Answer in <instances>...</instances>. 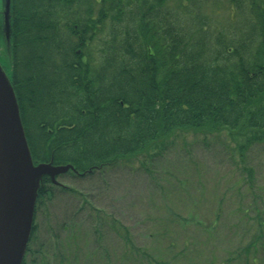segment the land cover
<instances>
[{
    "label": "trees",
    "instance_id": "trees-1",
    "mask_svg": "<svg viewBox=\"0 0 264 264\" xmlns=\"http://www.w3.org/2000/svg\"><path fill=\"white\" fill-rule=\"evenodd\" d=\"M11 16L6 73L33 163L72 167L56 181L154 160L180 133L225 131L239 156L264 140V0H11ZM38 187L27 246L41 201L74 193ZM258 218L260 237L201 264H259ZM184 245L148 264H178Z\"/></svg>",
    "mask_w": 264,
    "mask_h": 264
},
{
    "label": "rangeland",
    "instance_id": "rangeland-1",
    "mask_svg": "<svg viewBox=\"0 0 264 264\" xmlns=\"http://www.w3.org/2000/svg\"><path fill=\"white\" fill-rule=\"evenodd\" d=\"M6 1L0 0L4 73L12 17ZM225 15L220 10L217 19ZM226 134L180 133L154 160L139 156L103 173L59 177L74 193L52 189L36 207L25 264H148L184 244L188 250L178 264L190 258L201 264L210 255L220 262L249 245L258 216L264 218V140L239 156ZM245 167L253 170L252 180ZM262 241L261 236L255 243L259 264Z\"/></svg>",
    "mask_w": 264,
    "mask_h": 264
},
{
    "label": "water",
    "instance_id": "water-1",
    "mask_svg": "<svg viewBox=\"0 0 264 264\" xmlns=\"http://www.w3.org/2000/svg\"><path fill=\"white\" fill-rule=\"evenodd\" d=\"M6 9L9 16L11 0L6 1ZM16 103L10 80L0 67V264L22 262L43 175L59 184L55 177L72 168L33 163Z\"/></svg>",
    "mask_w": 264,
    "mask_h": 264
},
{
    "label": "flooded vegetation",
    "instance_id": "flooded-vegetation-1",
    "mask_svg": "<svg viewBox=\"0 0 264 264\" xmlns=\"http://www.w3.org/2000/svg\"><path fill=\"white\" fill-rule=\"evenodd\" d=\"M60 176H62V175H60Z\"/></svg>",
    "mask_w": 264,
    "mask_h": 264
}]
</instances>
